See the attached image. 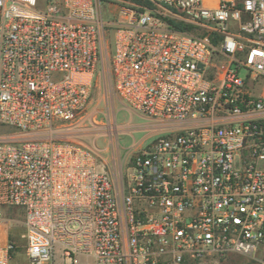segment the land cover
Returning a JSON list of instances; mask_svg holds the SVG:
<instances>
[{
  "label": "built area",
  "instance_id": "2783aa9c",
  "mask_svg": "<svg viewBox=\"0 0 264 264\" xmlns=\"http://www.w3.org/2000/svg\"><path fill=\"white\" fill-rule=\"evenodd\" d=\"M148 1L0 0V264L7 225L26 264H264V0ZM97 80L156 125L108 171L75 138Z\"/></svg>",
  "mask_w": 264,
  "mask_h": 264
},
{
  "label": "rangeland",
  "instance_id": "374dc122",
  "mask_svg": "<svg viewBox=\"0 0 264 264\" xmlns=\"http://www.w3.org/2000/svg\"><path fill=\"white\" fill-rule=\"evenodd\" d=\"M102 4L103 16L111 22L118 24L121 21V9H136L131 0H100ZM109 41H111V35ZM239 77L246 78V71L242 69L239 72ZM114 127H117L120 134L115 137L111 144L110 133ZM81 129L76 132L78 140L83 141L88 146H96L102 150V156L108 160L100 161L99 167L104 171L112 166L119 165L118 161L112 160L110 154L118 152L124 158L134 150H139L150 144L155 138L156 127L149 120L141 117L138 114H130L121 109L120 105L115 100L108 99L105 88L98 80L92 89L90 101L87 106L85 116L80 122ZM114 129V128H113ZM8 132H13L7 129ZM110 156V158H109ZM6 215L17 216L19 213L16 210H4ZM7 231V237L10 238L14 231V239L18 244V249L10 264H26L24 242L19 236V227L17 225L11 227L7 225L3 227ZM260 254V253H259ZM207 264H252L243 257L229 255L219 259L211 260Z\"/></svg>",
  "mask_w": 264,
  "mask_h": 264
},
{
  "label": "trees",
  "instance_id": "16d2710c",
  "mask_svg": "<svg viewBox=\"0 0 264 264\" xmlns=\"http://www.w3.org/2000/svg\"><path fill=\"white\" fill-rule=\"evenodd\" d=\"M135 5H137L140 9V11H143L144 9H152L153 5L148 0H131ZM176 29L179 30H186L187 28L185 26L180 25H173Z\"/></svg>",
  "mask_w": 264,
  "mask_h": 264
},
{
  "label": "crops",
  "instance_id": "0c3cea01",
  "mask_svg": "<svg viewBox=\"0 0 264 264\" xmlns=\"http://www.w3.org/2000/svg\"><path fill=\"white\" fill-rule=\"evenodd\" d=\"M103 170V169H102ZM109 170V169H108Z\"/></svg>",
  "mask_w": 264,
  "mask_h": 264
}]
</instances>
